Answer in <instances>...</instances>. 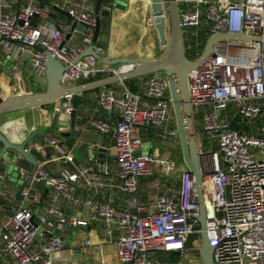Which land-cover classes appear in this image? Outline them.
Segmentation results:
<instances>
[{
	"label": "built area",
	"instance_id": "1",
	"mask_svg": "<svg viewBox=\"0 0 264 264\" xmlns=\"http://www.w3.org/2000/svg\"><path fill=\"white\" fill-rule=\"evenodd\" d=\"M87 3L88 0H81L72 5L65 0L62 5L72 20L78 22L70 40L76 36L81 40L71 45L70 40L66 41L71 27L53 23V10L42 8L39 0H26L20 8L11 1L0 0V39L16 43V52L23 59L31 58L32 75L41 89L47 84V53L66 67L62 79L65 86L134 69L133 64L109 65L94 56L80 58L88 47L95 46L93 39L99 19L93 6ZM164 3L166 6V0ZM176 3L184 42L185 36L188 37L193 48L200 46V33L208 40L218 33L244 36L218 41L210 54L189 72L193 111L192 117H184V123L188 135L194 133L196 137L194 116L200 112L201 134L209 142H217V149L210 152L205 144L199 146L213 264H264V0H176ZM165 13L167 16L166 7ZM34 16L39 18L36 25L31 24ZM148 25L155 26L152 14ZM193 29L198 32H191ZM141 87L142 92H135L126 81L102 87L97 104L102 111L116 114L118 120L114 124L95 118L90 121L93 128L113 136L118 162L113 174L134 209L92 196L76 197L81 180L86 188L104 184L103 168L98 165L73 171L69 167L73 160L71 151L60 136L53 135L48 144L50 158L61 160V171L50 174L38 167L30 174L20 168L21 175L29 173L33 183L24 187L21 206L7 219L1 215L6 176L0 174V257L11 255L17 264H55L54 254L64 246L63 237L56 233L65 222L60 206L64 199L90 208L86 217L70 219L73 226L106 224V237L115 242L120 264H184L162 261L155 253L183 254L189 238L201 236L199 198L191 170L182 174L178 196L160 193L150 209L135 198L140 179L154 175L156 164L164 166L167 174L174 171L176 164L143 152L142 139L136 135L140 127L147 126L176 135V128L171 126L176 119L169 77L165 73L150 74ZM63 99V108L58 113L70 117L72 95ZM229 109L231 115L225 112ZM37 183L50 190L49 202L39 216L28 207L32 205ZM42 230L52 236H46ZM38 234L42 237L39 243ZM199 241L200 248L201 238ZM84 243L90 244V240L85 239Z\"/></svg>",
	"mask_w": 264,
	"mask_h": 264
},
{
	"label": "crops",
	"instance_id": "2",
	"mask_svg": "<svg viewBox=\"0 0 264 264\" xmlns=\"http://www.w3.org/2000/svg\"><path fill=\"white\" fill-rule=\"evenodd\" d=\"M8 1L13 2L14 6L18 8L22 7L26 2V0H21L19 6V0ZM47 1L62 7L65 0ZM66 1H70L72 5H78L81 0ZM97 1L88 0L87 4L92 5L96 9ZM39 4L41 5V0H39ZM103 7L111 10L110 16L100 15L101 29L99 41L106 45L107 49L97 48L96 50L103 59L109 60L122 57L155 59L161 54L164 46L159 40L158 32L154 26H150L147 23V18L151 15L150 0H104ZM48 8L54 12L51 16L53 23L62 25L64 28L72 27L74 21L71 18L53 8ZM80 40L81 37L76 36L69 43L75 45ZM9 42H3L0 45V55L5 53L0 59L1 95L7 96L14 91L17 86L16 77L21 76L23 80L21 88L26 87V92L23 93L45 90V88L41 89L35 83V78L32 75L34 72L31 69V58L27 57L23 59L16 52V43ZM190 48H193V46L191 45ZM199 57L201 56L199 55L192 60H196ZM7 69L10 70V73H7ZM148 76L129 79L126 82L135 92H142L141 83ZM100 78L103 77H97L94 80ZM84 83L86 82L75 83L69 86L75 87ZM100 89L81 93L84 101L79 107L74 128H71L70 117L61 116L58 113L59 108L56 109L55 107L56 110H54L51 108L53 105L51 104L44 109L32 108L0 115V131L13 143L23 142L34 130L45 131L42 135L36 136L27 146L28 151L31 152L39 163V166L29 162L25 163L22 168L28 170L30 174L36 171L38 167H43L50 174H58L61 171L63 163L61 160H52L50 158V148L48 147L49 140L53 135L60 136L64 146L71 151L73 156V160L69 164L70 169L74 171L88 166L97 168L98 165H101L103 168L101 176L104 178V184L102 186L86 188L85 183L81 180L78 183L76 197L83 199L92 196L98 199L109 200L122 208L134 209L133 203H130L128 200L129 196L122 191L121 182L113 174L118 168L116 151L113 149V136L104 134L90 125V121L94 118L109 121L111 124L116 123L118 120L116 114L106 113L99 108L97 96ZM62 108L63 106L60 109ZM225 112L227 115H231L232 109ZM201 119L200 112L196 113L194 116V129L199 146L205 144V137L201 134ZM60 121L62 125H59ZM173 121L171 126L175 129L176 121L174 119ZM136 135L142 139L141 150L143 152H150L161 158L173 160L176 163L174 171L171 174H167L164 166L156 164L154 175L140 179L135 198L138 199L139 203L150 209L151 203L158 194L165 193L175 196L180 194L182 174L188 168L184 161L183 151L181 158L178 155L177 142L180 143V139L177 135H171L159 127L148 126L140 127ZM84 144H87V149H92L95 152L99 148H105L107 151L105 158H110L109 165L97 163V157L91 160L86 156L87 150H81ZM7 164L4 159L0 160V174L6 176L2 185L3 209L1 215L3 219H7L13 215L21 206L23 200L17 197V186L13 181L14 175ZM110 176H113L114 180L111 181ZM35 187L36 190L33 192L31 201L32 205L28 204V207L33 210L36 216H39L49 202L50 190L48 189L46 192V186L41 183L35 184ZM60 206L65 216V222L61 227L56 229V233L63 237L64 246L59 252L54 254L55 264H97L101 261H105L108 264H120L115 242L106 237V224L103 222H92L84 227L73 226L70 223V219L72 218L86 217L90 212V208L64 199L60 201ZM116 234L118 233L116 232ZM200 238L193 240L192 245L187 246L185 253L165 252L159 259L162 261H183L184 264H203L198 245ZM85 239H89L90 244H85ZM41 240H37V243ZM1 243L2 228L0 226V252ZM0 264L17 263L11 255H3L0 257Z\"/></svg>",
	"mask_w": 264,
	"mask_h": 264
},
{
	"label": "water",
	"instance_id": "3",
	"mask_svg": "<svg viewBox=\"0 0 264 264\" xmlns=\"http://www.w3.org/2000/svg\"><path fill=\"white\" fill-rule=\"evenodd\" d=\"M104 0H98L96 4V13L98 14V23L94 36L95 46H90L80 56H94L103 63L109 65L116 64H133L134 69L121 75L106 76L97 80L88 81L84 84L71 87L65 86L62 82L63 73L66 67L50 53H47L46 59V79L47 84L45 90L36 91L32 93L11 94L8 96L1 95L0 89V115L13 113L17 111L28 110L32 108L44 109L47 106L58 102L67 95H72L73 111L70 115L71 128L75 127L76 118L80 105L84 98L81 93L90 90L109 86L120 81H127L138 77H143L150 74L165 73L169 77L170 92L173 101V109L176 119L175 134L179 137L185 164L195 177V185L199 198V215L198 219L201 224V247L199 252L203 259V264H213V248L209 242V234L207 230V216L206 205L204 201L203 189V174L200 168L199 145L194 133L188 135L184 117H192V106L190 102L188 74L195 69L201 60L210 54L212 47L220 40L243 39L244 36L239 33L215 34L210 37L208 43L203 51L201 57L196 60H191L187 56L183 30L180 24L178 6L176 0H150L151 14L155 17V29L158 32L159 40L164 46L161 54L155 59L145 58H117V59H103V57L96 50L107 49V46L99 41V33L101 29L100 15H111V10L103 7ZM21 0H19L20 6ZM42 8L50 7L59 13L72 19L70 12L52 2L41 0ZM165 7L167 16L165 13ZM166 16V17H165ZM39 21L38 16L31 18V24L36 25ZM78 22L74 21L71 30L66 35V41L72 36V32L77 28ZM5 39H0V45ZM11 41V40H10ZM38 50H42L37 48ZM5 55L1 54L0 59ZM7 73L10 70L7 69ZM59 125H62L60 121ZM45 133L44 130H34L21 143H13L3 132L0 131V160L4 159L9 165L10 171L14 175L13 181L17 186V197L23 199L22 191L26 185H30L32 177L27 173L21 175L19 169L22 168L26 162L39 166L37 159L28 151L27 146L33 139ZM69 136V133H68ZM82 151H86L85 155L91 160L97 157L96 162L100 164L109 165L110 158H105L107 151L105 148H99L97 152L92 149H87V144L82 146ZM11 166L13 167L11 170ZM48 187H46V192ZM80 228V227H78ZM46 236H52L50 233L42 230ZM37 240H41V235H36Z\"/></svg>",
	"mask_w": 264,
	"mask_h": 264
},
{
	"label": "rangeland",
	"instance_id": "4",
	"mask_svg": "<svg viewBox=\"0 0 264 264\" xmlns=\"http://www.w3.org/2000/svg\"><path fill=\"white\" fill-rule=\"evenodd\" d=\"M148 19H149V16H148V18H147V23H148ZM199 30H201L202 31V29L200 28ZM198 32V29H193L191 32ZM199 40H200V46H195L194 48H190V44H191V42L188 40V37H186L185 36V47H186V51H187V56H188V58L189 59H194V58H196L197 56H201L202 55V53H203V51H204V49H205V47H206V45H207V42H208V39L207 38H205L204 39V37H206V35L204 34V33H200V35H199ZM1 70V69H0ZM21 76V75H20ZM17 79H16V88H15V90L14 91H12L11 93H9L8 95H11V94H19V93H23V92H26V87H23V88H21V86H22V83H23V80H22V76L21 77H16ZM7 95V96H8ZM59 101H61V102H59ZM58 102H56V103H54L52 106H51V108L52 109H54V110H56L57 108H61L62 106H63V104H64V100L63 99H61V100H59ZM57 103H58V107H57ZM55 107H56V109H55ZM204 142H205V146H206V150L208 151V152H210V151H212V150H215V149H217V142L215 141V140H212L211 142H209L207 139H206V137L204 138ZM181 145H180V143L179 142H177V148H178V155H179V157L181 158L182 157V149H181V147H180ZM12 166H11V170H12ZM198 236V238H200V236L199 235H197ZM163 253L162 252H157V253H155V255L158 257V258H161L160 256L162 255Z\"/></svg>",
	"mask_w": 264,
	"mask_h": 264
},
{
	"label": "trees",
	"instance_id": "5",
	"mask_svg": "<svg viewBox=\"0 0 264 264\" xmlns=\"http://www.w3.org/2000/svg\"><path fill=\"white\" fill-rule=\"evenodd\" d=\"M198 238V236L197 235H192L190 238H189V242H188V244H187V246H191L192 244V241L193 240H195V239H197Z\"/></svg>",
	"mask_w": 264,
	"mask_h": 264
}]
</instances>
